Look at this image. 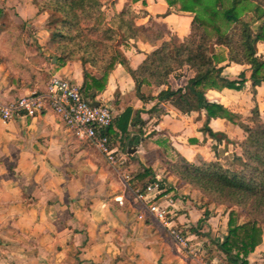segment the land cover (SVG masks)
<instances>
[{"label":"crops","instance_id":"obj_1","mask_svg":"<svg viewBox=\"0 0 264 264\" xmlns=\"http://www.w3.org/2000/svg\"><path fill=\"white\" fill-rule=\"evenodd\" d=\"M107 7L109 14L104 5L101 8L106 21L131 8L136 26L152 31L164 27L155 43L138 38L122 46L128 70L116 65L105 89L97 93L94 102L88 99L109 107L114 118L126 108L132 110L128 138L115 128L110 134V145L123 165L109 166L95 148L50 111L10 122L0 120V264H224L217 250L204 249L222 240L227 213L203 218L210 206H200L189 185L171 175L165 178L155 174V164L163 166L161 159L175 162L178 157L193 164L222 162L229 154L239 156L238 144L245 134L236 125L216 118L209 120L208 128L226 140L210 138L200 131L205 121L203 112L183 114L169 102H142L131 74L162 42H181L190 33L192 15L168 7L166 0H111ZM11 23L20 24L25 31L30 29L32 40L42 52L46 49L48 15L38 12L33 0H0V29ZM259 46L264 48V42ZM213 58L216 67L222 69V77L235 78L243 72L246 81L240 91L207 90V99L239 114L245 123L256 107L264 120V85L252 88L249 67L229 63L225 47L214 46ZM39 61V71L49 79L58 76L80 88L83 70L95 79L101 77L93 67L86 64L83 68L78 61ZM6 67L0 52V103L45 92L49 79L43 83L17 80ZM178 74L177 78L169 75L159 87L142 86L141 95L155 97L168 86L183 88L194 72L184 66ZM168 152L173 159L166 157ZM148 170L155 182L168 185L164 188L160 184L175 198L173 224L190 240L194 254L178 249L166 229L134 201V192L155 183L145 175ZM219 218L220 233L215 234ZM247 260L249 264H264V234L262 244Z\"/></svg>","mask_w":264,"mask_h":264},{"label":"trees","instance_id":"obj_2","mask_svg":"<svg viewBox=\"0 0 264 264\" xmlns=\"http://www.w3.org/2000/svg\"><path fill=\"white\" fill-rule=\"evenodd\" d=\"M33 3L38 12H45L50 18L46 48L52 52L51 58L59 64L78 61L83 68L88 64L101 75L95 79L83 70L80 89L92 102L105 89L108 75L116 65L128 70L122 46L138 38L155 43L162 36L161 31L151 33L150 28L136 26V14L131 8L106 21L100 0H33ZM166 3L175 11L192 15L190 33L178 43L162 42L146 55L131 71L135 90L142 102L153 99L169 102L183 114L203 112L205 121L200 131L212 139L218 140L220 136L226 140L224 135L208 128L210 119L226 120L244 132L245 138L238 144L241 156L233 157L237 170L225 168L218 161L193 164L180 157L175 162L161 159V163L168 175L191 186L207 202L229 209L225 235L214 243L221 254L218 259L224 264H249L247 257L262 244L264 234V120L254 107L245 123L239 114L209 101L205 94L207 90L240 91L246 81L243 72L235 78L221 76L222 69L216 67L213 58L214 46L227 49L229 63L249 67L252 88L264 85V55H258L257 48L264 42V0H166ZM5 62L9 67L8 58ZM26 66L27 77L22 79L43 83L35 78L38 74L31 65ZM184 66L194 72L185 87L168 86L155 97L141 95L142 86L159 87L169 75L179 77ZM131 112L126 108L113 117L107 130L109 140L113 128L128 138ZM145 175L155 182L149 170ZM236 209L245 215V221H239Z\"/></svg>","mask_w":264,"mask_h":264},{"label":"built area","instance_id":"obj_3","mask_svg":"<svg viewBox=\"0 0 264 264\" xmlns=\"http://www.w3.org/2000/svg\"><path fill=\"white\" fill-rule=\"evenodd\" d=\"M52 112L76 136L86 140L111 167L118 168L122 161L110 145L107 130L112 126L113 114L105 105L93 106L80 86L58 76H52L43 93H30L8 103H0V120L37 117ZM134 201L144 212L156 219L173 244L188 254H194L190 240L173 224L171 209L175 198L166 194L159 181L146 184L134 192Z\"/></svg>","mask_w":264,"mask_h":264},{"label":"rangeland","instance_id":"obj_4","mask_svg":"<svg viewBox=\"0 0 264 264\" xmlns=\"http://www.w3.org/2000/svg\"><path fill=\"white\" fill-rule=\"evenodd\" d=\"M102 5L106 8L107 13L109 14L110 11L107 7V5L111 2V0H100ZM109 12V13H108ZM50 22V18L48 17V23ZM47 23V27L49 26ZM164 29L162 26H157V31ZM26 28H22V26L18 23L16 24H8L3 27V29H0V52L3 54V57L9 59V67H6V70L12 75L15 76L17 80H20L22 78H26L27 74V64H31V68L34 71H38V75L35 76V78H38L39 81H47L49 79V76L46 75L44 71L40 72L39 69V58L43 57V60L48 64L50 61V58L52 56V52L49 51L47 48L42 52L40 48L36 45V42L32 40V31L30 29L26 30ZM152 32H155L154 30ZM119 41V39H117ZM174 43H178L179 41L173 40ZM26 43V44H25ZM26 45L24 49L21 48L22 45ZM13 46V47H12ZM16 47V48H15ZM258 51H264V48L258 47ZM46 53V54H45ZM45 54V55H44ZM19 65H23V67H19ZM39 68V69H38ZM19 76H23L20 77ZM240 149V148H239ZM239 156H241V150L238 151ZM166 157L174 158V155L172 153H165ZM237 156L235 153L229 154L226 158L222 159V162H219L220 165H222L225 168H229L232 170H237L239 167L237 164L233 161V157ZM198 163V162H197ZM196 163V164H197ZM138 168V167H137ZM167 171L165 170L164 166L160 165V163L155 164V174H158L160 176H166L165 178L169 177L170 175L166 174ZM162 178V177H161ZM173 179H176L172 176ZM163 180V178L161 179ZM160 180V182H161ZM177 182H180L178 179H176ZM166 182V181H165ZM181 183V182H180ZM164 188H167L168 185H165V183H160ZM184 184V183H182ZM191 187V186H190ZM192 188V187H191ZM193 189V188H192ZM195 194L199 197V201L197 202L200 206H210V211H207V207L203 213V218L209 217L210 215H220L221 217H224V215L228 212L229 209H227L224 206L221 205H215L213 203L207 202V198L202 196L200 193H198L195 190ZM207 202V203H206ZM237 210V209H236ZM239 213V221H245L246 217L243 213H241L239 210H237ZM203 220V219H202ZM220 222L221 219L219 218L218 223V229L215 234L220 233ZM199 226V223H198ZM197 226V229H201ZM207 247L204 249V251H216V248L214 244L209 243V245H206Z\"/></svg>","mask_w":264,"mask_h":264},{"label":"water","instance_id":"obj_5","mask_svg":"<svg viewBox=\"0 0 264 264\" xmlns=\"http://www.w3.org/2000/svg\"><path fill=\"white\" fill-rule=\"evenodd\" d=\"M92 105H93V106H97L98 104H96V103H92Z\"/></svg>","mask_w":264,"mask_h":264}]
</instances>
